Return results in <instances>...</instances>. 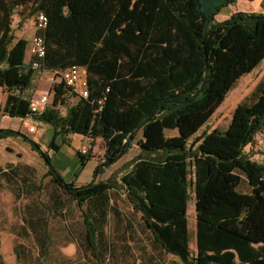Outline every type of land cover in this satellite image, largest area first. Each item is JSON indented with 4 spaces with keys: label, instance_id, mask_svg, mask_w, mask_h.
<instances>
[{
    "label": "trees",
    "instance_id": "trees-1",
    "mask_svg": "<svg viewBox=\"0 0 264 264\" xmlns=\"http://www.w3.org/2000/svg\"><path fill=\"white\" fill-rule=\"evenodd\" d=\"M236 1L0 0V89L10 94L4 114L49 125L50 149H59L56 142L69 146L72 136L100 139L102 162L93 177L135 141L138 153L119 177V189L139 213L152 245L181 264H264V164L243 152L264 127V75L255 97L234 107L224 130L195 136L233 84L264 58V11L214 20ZM38 14L47 18L38 34L45 52L26 62L28 41L15 38L13 17H20L21 27ZM71 66L85 71V98L59 78ZM43 72L54 73V82L44 109L34 113L31 95L24 93ZM15 135L0 130V139ZM29 145L46 174L38 179L33 168L17 166L11 175L0 170V178L8 185L19 179L20 199L46 196L45 209L59 211L64 201L75 204L83 242L97 259L106 250L102 226L116 186L109 180L74 186L37 143ZM74 156L79 169L90 158L89 153ZM241 181L247 193L237 191ZM190 195L193 254L186 221ZM34 210L40 214L36 218ZM33 211L25 213L27 233L34 234L46 257L49 229L42 209Z\"/></svg>",
    "mask_w": 264,
    "mask_h": 264
},
{
    "label": "rangeland",
    "instance_id": "rangeland-1",
    "mask_svg": "<svg viewBox=\"0 0 264 264\" xmlns=\"http://www.w3.org/2000/svg\"><path fill=\"white\" fill-rule=\"evenodd\" d=\"M263 11L264 0H237L228 7L221 9L214 20L223 21L235 12L262 13ZM29 25L35 31L34 36L40 33L35 29L33 19L30 20ZM263 75L264 58L250 73L241 76L233 84L223 101L215 108L195 136H198L201 132H210L214 129L224 130L230 121L234 107L241 102H250L255 97ZM50 76L49 74H37V78L34 79L30 89L24 95H29V91H34V97L38 98L44 91L48 92L51 86L48 81ZM72 100L70 99L69 102H72ZM3 106H0V128L2 130L11 129L18 133V135L13 136V140L17 139V141L26 144H29L30 141L37 143L41 151L48 154L55 170L67 182L71 181L74 186H83L91 180H109L116 186V190L109 193L110 208L102 226L106 250L95 259L83 242L81 216L75 204L64 201L61 210L55 211L53 208L51 210L44 208V204L46 206L49 204L47 197H43V194V196L37 197V201L34 199L33 202L25 197L20 199V195L16 197L18 178L12 184H9V187H0V264H181L176 258L162 253L152 245L150 235L145 231L139 219V213L134 212L125 200V195L118 185L119 177L124 172L125 165L121 163L112 165L107 171L96 174L92 179L89 165L79 169L78 158L74 156L75 152L80 153L84 148L80 147L75 150L70 146H64L56 142L59 149H50L52 130L49 125L42 124L32 118H11L4 114ZM31 128L34 130L31 131ZM243 152L252 161L264 164V127L255 133L251 144L246 146ZM87 153H89L88 150ZM27 158L31 161V165L36 168L34 169L36 175L38 174L40 177L46 172V165L43 160H40V156L36 152L32 155L28 154ZM48 180L45 179L44 182L48 184ZM237 191L241 193L248 192V187L244 181L239 183ZM27 208L32 211L33 209H42L41 215L46 222L47 229H49L52 241L46 257H42L41 249L34 234L32 232L27 233L28 230L24 220ZM33 213L34 218L40 215L36 210ZM186 221L188 247L190 253L193 254L194 201L192 195L187 201ZM108 245H110V249ZM15 247L19 250L20 260L15 256ZM27 255L30 257L27 258Z\"/></svg>",
    "mask_w": 264,
    "mask_h": 264
},
{
    "label": "crops",
    "instance_id": "crops-1",
    "mask_svg": "<svg viewBox=\"0 0 264 264\" xmlns=\"http://www.w3.org/2000/svg\"><path fill=\"white\" fill-rule=\"evenodd\" d=\"M13 20H14V25H16L14 28L15 38L27 40L29 44L30 40L35 34V31L29 25V21H27V23H24L21 27H18V22L20 21V17L18 15H15L13 17ZM30 58H31L30 55L26 53L25 61L28 62ZM43 74L51 75L48 78V81L51 83V79H53V76H52L53 73H50V72L38 73V75H43ZM35 78H37V76ZM29 92L31 95V99L40 98V97L38 98L34 97L33 95L34 91H29ZM44 92H47V91H44ZM0 95H1L0 106H3V105L5 106L10 94L7 91L0 89ZM46 128H48V126H46ZM5 130H11V129H5ZM165 135L173 136L175 135V131H166ZM12 138L13 137L11 136V137H7L4 139H0V170H1V173L10 174L12 168L17 167V166H27V167L36 169L34 168V166L31 165V161L27 158L28 154L32 155L35 151L31 149L28 143L26 144L24 142L17 141V139L13 140ZM139 138H140V133L137 134L135 139L138 140ZM69 146L75 150L79 149L80 147L88 150L90 154V158L88 159V161L85 162L83 167L85 168L87 165H89V172L92 174V179H93L96 175L93 177L92 171L95 169V167L99 165V163L102 162L103 146H102L101 140L98 138L89 140L81 136H72L70 137ZM137 153H138V148L135 144V141H133L130 149H128V151L123 156H121L116 162H114L112 165L121 163L125 165L124 168L126 170V165L129 164V162L137 155ZM40 160L42 161L41 158ZM109 167L103 169L101 173H104L105 171H107ZM46 171H47V168H46ZM45 174L46 172L40 177L37 174L35 175V177L40 179ZM45 179H49V177ZM0 187L1 188L9 187V185L5 182L4 178H0Z\"/></svg>",
    "mask_w": 264,
    "mask_h": 264
},
{
    "label": "built area",
    "instance_id": "built-area-1",
    "mask_svg": "<svg viewBox=\"0 0 264 264\" xmlns=\"http://www.w3.org/2000/svg\"><path fill=\"white\" fill-rule=\"evenodd\" d=\"M47 25V18L44 14H38L36 16L34 27L36 30L42 32ZM44 45L43 39L40 35H35L32 37L30 43L28 44L27 53L30 57L42 58L44 56ZM34 68L38 65L33 63ZM53 75H55L53 73ZM59 78L64 82V84L75 92L79 97L85 98L87 96L86 89V74L83 68L71 66L65 71L58 74ZM54 77L51 79V83L54 82ZM49 92H44L39 99H31L29 109L34 110V113H40L44 109L46 103L48 102ZM34 129L31 128V131ZM81 154H86L87 150L82 149Z\"/></svg>",
    "mask_w": 264,
    "mask_h": 264
},
{
    "label": "bare ground",
    "instance_id": "bare-ground-1",
    "mask_svg": "<svg viewBox=\"0 0 264 264\" xmlns=\"http://www.w3.org/2000/svg\"><path fill=\"white\" fill-rule=\"evenodd\" d=\"M34 111V110H33Z\"/></svg>",
    "mask_w": 264,
    "mask_h": 264
}]
</instances>
